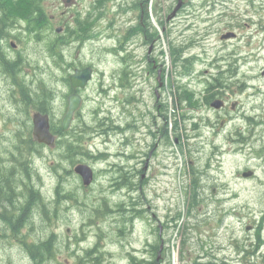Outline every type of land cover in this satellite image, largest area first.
Segmentation results:
<instances>
[{"label": "rangeland", "instance_id": "1", "mask_svg": "<svg viewBox=\"0 0 264 264\" xmlns=\"http://www.w3.org/2000/svg\"><path fill=\"white\" fill-rule=\"evenodd\" d=\"M164 1L169 3L171 0ZM117 2L119 0H38V4H41L49 15L54 14L59 17L62 12L58 19L51 22L49 28L55 33V29L59 24H62L63 19L65 31L55 33L57 35L55 43L51 41L49 32L41 35L40 32L33 30L22 33V38L15 41V50L20 55V59L15 74L12 72L15 66H9L11 81L13 82L15 79V81L22 82L24 80L25 87H28V106H31L35 101H41L42 95H45L44 102L54 107L55 113L60 119L62 114L61 106H59L62 98L60 94L65 89L62 86V80L68 74L65 69H68L70 64V74H72L74 68L86 66L92 68V77L81 92L82 102L79 112L75 113L70 124L73 134L74 130L85 127L86 134L79 142H81L80 149H84L86 155L81 157L79 153L78 157L72 159L73 162L67 158L68 153L64 157H60L61 145L69 140L72 141L69 136L71 134L67 133V139L65 135L60 134L56 144L52 147H42L39 148L40 152L33 151L27 154L29 156L34 153L28 160L31 166H25L27 175L29 176L31 169L38 172L39 192L46 202L53 200L55 196L58 179L53 166L56 167L58 163L66 167L67 170L71 169L72 172L75 164L86 163L92 167L94 179L89 186L83 188L80 178L74 172L68 175L64 181V189L62 185L63 191L73 189L78 182L79 186L77 187L81 189V194L79 193L80 196L75 194V197L68 201L70 211L54 215L52 219L47 220V225L40 221L38 214L33 217L28 213L31 208V205L28 204H26L25 210V213L28 214L23 213L19 217L7 221L8 218L4 217V213L6 212L10 217L13 215L11 212L18 207H9L4 211L0 203V237L3 236L0 238V264L21 263L20 260L23 259L24 253H19L21 249L19 245H23L20 242L23 240V234L28 241L52 237L54 242L52 250L56 253L60 264H78L79 262H73L70 249L76 245L74 238L82 236V230L86 234L89 233L87 226L81 229L80 222L85 217L83 212L90 210L88 208L91 207L92 209L101 207V211L107 212L110 207L113 208L119 203H124L123 200L126 198L123 199L122 195H124L125 189L115 191L112 185L114 184L112 180L113 166H110V163L124 162L128 166L126 154L133 151H142L141 154H143L148 140L146 136L148 123L153 120L159 123V118L155 117L158 115L154 109L157 95L153 87L157 85V67L153 68V59L161 64L160 80L163 86L160 88V93L167 107L166 131L168 130L169 138L167 139L166 136L165 148L164 145L158 148L160 154L157 152V158H162L161 166H155L161 167L156 171L158 182L145 186L147 202L144 209L147 210L145 212L147 217H150V242H158L159 220L164 223L168 218V222L172 223L166 225V228L164 226L166 249L160 253L157 249L156 258H165L162 264H196L195 260L200 258L198 255H201L202 252L204 255L208 254L207 258H216V256L220 257L222 253L225 254L226 252L218 249L225 245L226 236L231 235L237 240L247 234L253 238L252 245H248V248H251L250 252L252 254L258 252L259 257L254 262L242 263L240 261L234 264H264V165L261 162L250 160L244 163L238 160V158H242L240 155L226 156V162L224 161L223 164L226 168V178H231L235 170L245 164L255 166L257 178L248 179L240 185L227 188V194L230 196L229 203L226 204L230 211L229 216L223 218V210H218L222 203L215 201L209 205L208 215L205 213L199 218L198 225L192 226L190 222L193 219H188L193 214H198V208L203 205L187 202L186 196L190 191L192 192L193 188H188L185 184L181 185L179 181L177 182L179 170L182 169L183 172L188 163L184 154L178 149L174 138L180 125L186 129L193 126L191 122L180 123L178 113L173 115L172 112L176 109L179 96L183 94L181 83L194 82V77L197 76L194 74L189 78L180 77L178 73L184 71L182 64L192 65L190 60L182 61V55L179 56L181 50L178 48L181 40L191 38V31H185L182 34L180 30L182 27L177 26L176 23L160 21L156 14V8H158L156 5L159 0L146 1L144 25L138 23V12L135 10L134 24L137 27L129 29L127 22L131 18L130 13L126 6H121ZM226 3L229 4L226 8V32L232 30L237 33L236 39L226 40V55L229 56L233 49L243 55V57L239 56L235 62L233 55L227 59L231 64L237 65L239 70L237 77L242 78L243 74L259 77L250 82L261 85L262 88L260 96L255 98L246 96V93H252V90L243 93L237 92L239 93L236 94L237 99H242L243 102H246V106L251 108L252 105L264 102V94H262L264 93V76H259V73L264 70V0H226ZM17 12L21 11L13 10V22L19 21L20 24H24L21 18L25 12ZM143 27L145 28L143 32H146L149 38L146 43H144ZM216 27L222 28V25H216ZM135 30L141 33L133 36ZM153 38H156V42L150 53V61H147L146 54ZM214 40L216 43L222 44V42H218L217 34ZM118 48H121V51H117ZM192 52V50L188 51L186 56L191 55ZM209 52L208 61L212 60L214 56L222 54L213 49H209ZM12 55L14 54L12 53ZM194 66L204 68L209 65L200 64L198 61ZM146 69H149V73L146 72ZM122 70L126 71L125 75H120ZM129 71L130 73H128ZM19 85L18 96L20 99L23 89L20 83ZM191 85L194 86V83ZM2 87L3 85L0 83V89ZM57 88L62 90L56 94ZM2 93L0 90V102L3 101ZM47 97L52 98L53 101H49ZM121 97L128 100L125 101L126 108L120 104ZM21 105L23 103H19V106L22 108V119H24V114L30 115L32 110L28 106H24L26 107L24 108ZM259 106L264 108V105ZM3 111L4 116L0 114V156L6 153L10 157L7 150H13L15 139L11 133H15L14 126L17 122L5 117L7 114L5 108ZM262 116L264 120V114ZM100 121L106 122L108 126L112 125V122L121 126L128 122L130 130L128 135L131 136V143L122 146L121 142H125V140H122L119 133H111V130L107 133L97 131L101 135L95 133L96 129L100 127ZM217 127L219 124L214 129L217 130ZM233 128V124L230 123L226 130ZM19 129L25 133L26 129L22 122ZM201 129L205 134H209L211 131L208 126ZM164 150L165 154L162 152ZM119 151L124 153L119 155L122 159L117 158L116 154ZM100 154L102 155L100 156ZM5 166L0 164V176L8 174ZM11 169L13 174L10 177L17 185L23 176L21 174L22 166L18 169ZM259 180L263 182L261 183ZM32 184L35 185L34 182ZM235 195L238 197L233 199L232 197ZM101 199L105 201V204L101 202ZM177 213H179L178 219H176ZM32 221L38 223L34 233L29 229L30 225L34 227ZM92 221H99L98 228L92 230L99 234V238L96 237L95 241L98 238L100 246L110 250L108 253L104 250V259L107 258L104 264H113L114 261H117V264H127L126 260L119 259L126 255L123 247L133 245L139 248L147 236L146 226L144 227V223L137 221L136 226L129 234L130 237L127 238L128 241H123L125 235L122 236L120 233V239L124 243V246L120 247L114 218H94ZM69 237L71 239L68 241ZM203 241L210 243L208 248H203V245L199 248L198 244ZM129 242H131L130 245ZM234 242L236 241H231L230 244L231 253H234ZM65 259H68V262H65ZM49 264L54 263L50 262Z\"/></svg>", "mask_w": 264, "mask_h": 264}, {"label": "flooded vegetation", "instance_id": "2", "mask_svg": "<svg viewBox=\"0 0 264 264\" xmlns=\"http://www.w3.org/2000/svg\"><path fill=\"white\" fill-rule=\"evenodd\" d=\"M146 1L147 0H119V2H117L121 6H126L127 11L130 13L131 18L127 22L129 29L137 27L134 24L136 16L134 14L135 10L138 12V23L144 25L146 18L145 8L147 6ZM161 1L162 0H159V3L156 5L158 6V8H156V14L159 16V20L176 23L177 26L182 27L180 29L182 34L185 31H191V38L181 40L178 48L181 50L179 55H182V58H190L192 65L187 67L188 71H181L178 73L180 77L184 76L189 78L194 74L197 76L194 77V82L190 81L184 84L181 83L183 85V91L188 92L187 95L190 96L191 99H181V101H177L175 106L176 109L173 110L172 113L173 115L178 113L179 119L177 117L176 118L180 121V123L183 121L191 122L193 126V129L191 127L190 129H186L180 125L178 131L175 133L174 139L178 144V149L184 154L188 163L183 172L182 169L179 170V179L177 182L179 181L181 185L185 184L188 188H193L192 192L190 191L188 193L189 195L186 196L187 202L191 204L200 203L203 205L198 208V214H193V216L188 217V219H193L190 224L195 226L198 225V221L201 216L205 213L208 215L210 212L209 205L211 203H215V201L222 203L218 207V210H223V218L229 216L230 211L229 208L226 207V204L229 203L230 196L227 194V188L230 186L240 185L248 179L257 178L255 166H250L248 164L238 167L231 175V178H226V168L223 166L224 161L226 162V156L240 155L242 158H238L239 161L246 163L250 160H256L264 165V120L262 116L264 114V108L259 106L264 105V102L252 105L251 108H248V106H246V102H243L242 99L238 100L236 95L243 93L244 91L252 90L253 92L248 94L246 93V96L254 98L259 97L262 88L260 87L261 85H256L250 82L251 80H254V78L258 79L259 77L252 76L250 74H243L242 78L237 77V73L239 71L237 65L231 64V62L227 59V57H231V55H233L235 62L239 56L243 57V55H241L240 52H237L236 49H233V51L229 53V56L226 55V40L237 38V33L232 30L228 32H233L234 36L226 38V8L229 6V4L226 3V0H171L169 3H166L164 0L162 2ZM39 6L41 7L42 14L39 13L40 15H38L39 17H42L41 20L43 22L40 28L29 29L32 25L36 24V18L34 17L37 16V11L34 10V12H32L33 8H31L30 11L29 7L24 13V16L21 18L24 24H20L19 21H12L10 27L6 28L4 31L5 35L0 38V83L3 85L2 89H0L3 92L1 95L3 101L0 102V114L4 116L3 109L5 108L7 113L5 117L17 122L14 126L15 133H11L12 137L15 139L12 146L13 150H7L10 153V157L7 156L6 153L0 156V164L12 166L17 169L20 166H31V163L28 160L31 159V156L34 153L29 155L30 157L27 156V154H30L33 151L37 153L39 148L42 147H52L56 144L57 137L60 136L61 133H55L51 129L53 123L60 122L61 124V119L55 113L56 110L54 107L51 104L44 102L46 99V97H44L45 95H42L43 99L41 101H35V104L32 103L31 106H28L27 101H24L22 96L19 99V80L15 81L14 79L12 82L9 71V66L11 65L15 66L12 71L14 74L17 70L20 55L17 54V51L15 50V41L22 38V33L28 30L40 32L41 35L45 32H49L51 41L55 43V40L57 39L56 34L61 31H65V21L63 19L62 24H59L55 29V33L57 32L56 34L54 33V30L49 28L51 22L54 21V19H58L62 12L59 17H56L54 14L49 15L46 13L41 4H39ZM216 25H222V28H218ZM144 29L145 28L143 27L142 32ZM133 32V36L141 33L138 30ZM216 34L218 42H222V44H218L214 40ZM143 36L145 40L144 43H146L149 39L148 34L143 32ZM155 42L156 38H153L150 46L148 47V53L146 54L147 61H150V53L152 48H154ZM209 49H213L217 51V53L221 52L222 54H220V56H214L212 60L208 61L207 58L210 54ZM190 50L193 52L191 55L186 56ZM12 53L14 55H12ZM198 61L200 64H208L209 66L196 68L194 64ZM152 62L153 68L157 67V85L153 88L157 95L154 109L158 116L155 117L159 118V123H157L156 120L148 123L146 136L148 140L150 139V141L147 140V146L143 154H141L142 151H133L128 155L126 154V160L129 161V163L127 161L128 166H126L124 162L114 161L110 163V166H113V175L115 171L117 172L118 170L121 172L126 171V176H129L128 179H130V181L132 180L134 185L130 186V189L128 188L124 191V195H122V197L123 199H126L123 200L124 205L121 206L122 208L118 209L119 206H115L114 210L107 213L98 210V207H94L93 209L91 207L88 208L90 210L83 212L85 217L80 222L82 224L81 229L87 226L89 233L86 234V232L82 230V236H78L76 238L72 237L74 238L76 245L70 249L73 262H79L78 264H104V262H106L107 258L105 257L104 259L103 256L104 250L107 253L110 252V250L100 246L98 242L99 234L97 232H92V230L97 229L99 225V221L92 220L94 218L100 219L102 217L110 219L114 218V226L116 227L115 229L118 241L120 242V247L124 246L123 241H128L127 238L130 237L129 234H131V230L136 226L137 221L144 223V227L146 226L145 231L147 236L141 246L139 248H136L133 245L128 247L124 246L123 248L126 255L119 258L120 260H126L127 264H150L152 261L154 264H162V262L165 261V258H155L152 260V250L153 248L158 249V252L160 253L166 249L164 229L166 228V225H171L172 223L168 222V218H166L164 223L159 220L157 230L158 242H150V217H147V214H145L147 210L144 209L146 208L144 206L147 202L145 186H150L158 182V175L156 174V171L158 169L160 170L161 167L157 168L155 166H161L162 158L159 156V158H157V152H159L160 149L158 148L161 145H164L165 148L166 144L167 107L161 98L162 94L160 93V88L163 86V83L159 84L161 81V64L156 62L155 59H153ZM65 72L68 73L62 80V86L65 87V89L62 90L59 88L58 90L57 88L56 91L57 94L58 91L60 92V90H62L60 94L62 98L59 103V106H61L62 109L61 118L68 106L69 95L74 92L78 93L82 100L81 92L82 89L85 88H72L70 86V64L68 65V69H65ZM123 72L121 71L120 75H125ZM146 72L149 73V69H146ZM128 73H130V71ZM158 76H160V78ZM259 76H264V70L259 73ZM193 83L194 86L191 85ZM157 90H159V92H157ZM36 97L38 98V96ZM48 100L53 101L52 98L49 97ZM125 101L128 100L124 97L120 98V104L126 108L127 104ZM215 101L218 102L217 106H214L213 104ZM19 103H23L21 106H28L29 109L31 108L32 110L30 115L24 114V119H22V108H20ZM179 110L181 111L179 112ZM37 111L45 113L49 117L50 131L54 135V142L52 146L38 142L32 133V114ZM76 112H79V109ZM75 113L73 115V119ZM169 116L171 117V114H169ZM21 122L22 125L24 122V128L28 129L25 133L19 129V127L21 128ZM103 123L106 122L103 121ZM230 123L233 124L234 128L226 130V127H228ZM217 124H219V127L215 130L214 127ZM128 126V122L124 125L122 124V126L118 123L112 122V125L109 127H104L102 124V129L96 130L95 133H98L99 135H101V133L97 131L107 133V128H109L111 133H119L122 136V140H125V142H121V145L127 146L131 143V136L128 135V131H130ZM204 126H208L211 130L209 134H205L203 129H201ZM62 131H64L62 133L65 135L66 139L68 138V134H71L69 135L70 138L73 135L71 125L67 130ZM11 135L8 134L9 137H11ZM30 136L32 141H29ZM66 143L67 142H65V144L63 143L61 146L63 147V150L67 149L68 151L70 146ZM162 152L165 154V150ZM121 154L123 155L124 153L119 151L116 154L118 159H122L119 157ZM67 158L69 159V155H67ZM115 175L118 177L117 173ZM76 176L79 177L77 174ZM259 182L262 183L263 181L259 180ZM115 185L121 186V188H117ZM135 186H137V189L134 191ZM85 187L86 186L83 185V188ZM113 187L115 188V191L125 188L122 187L121 180L118 178L114 181ZM135 192L144 193L141 200H136V198L133 197ZM237 197L238 196L235 195L232 198L236 199ZM129 198L131 199L129 200ZM68 201H70V199H68ZM68 201L67 203L64 202V207L68 208L66 212H68V210L70 211ZM1 207L4 209V205ZM9 207L15 208L12 204H10ZM152 215L154 216V214ZM120 233H122V236L125 235L123 241L120 239ZM96 237H98L97 241H95ZM70 239L71 237L68 238V241ZM252 239V236L247 234L240 239L237 238V240L231 235L226 236L225 245L221 247L223 249H218L226 252L225 254L222 253L220 257L216 256V258H207L208 254L204 255L202 252L201 255H198L200 258L196 259L195 263L204 264L209 262L211 264H234L240 261L242 263L254 262V260L259 257V253L255 252L256 254H252L250 252L251 248L248 247L252 245ZM231 241H236L233 244L235 247L234 253H231L230 250ZM130 244L131 242H129V245ZM209 244L210 243L203 241L199 243L198 246L201 248L200 246L203 245V248H208ZM22 250L24 251V257L20 260V264H33L34 262L32 261L29 251L26 249ZM51 254H49L51 256L48 257L45 264H49L50 262L60 264L58 257H56V253L52 251ZM65 262H68V259H65ZM116 262L117 261H114L113 264H117Z\"/></svg>", "mask_w": 264, "mask_h": 264}, {"label": "trees", "instance_id": "3", "mask_svg": "<svg viewBox=\"0 0 264 264\" xmlns=\"http://www.w3.org/2000/svg\"><path fill=\"white\" fill-rule=\"evenodd\" d=\"M16 5H18V6L16 7ZM29 7H30V11H31V8H33L32 12H34V10L37 11V16L34 17V18H36V22H35L36 24L32 25L29 29H35V28L38 29L41 27V25L43 23L41 20L42 17H39V15L42 14L41 13L42 10L38 4V0H0V38L5 35V33H4L5 29L10 27V24L14 20L13 10L26 12V10ZM21 12H17V13H21ZM117 51H121V48H118ZM187 60H190V62H191L190 58H183L182 61L184 62ZM182 66L184 67V71H188L187 67H190V66H188V64H182ZM122 72H123V70H122ZM123 74H126V71H124ZM18 83H20L22 85L21 86V88L23 89L22 97L24 98V101H27V99L29 98L28 87H25L24 80H22V82L18 81ZM187 94H188V92L183 91V94L181 95V97L179 96L180 97L179 100L180 101H181V99L190 100L191 97L188 96ZM33 104H35V103H33ZM102 124L105 127H109L107 125V123H102V121H100V123H99L100 127L97 126L99 128L96 130L102 129ZM24 126H25V123L23 122V127ZM51 129L53 132H55V133L61 132L60 134L63 135L62 132H64V131H62L61 124L59 122L53 123L51 126ZM26 130L28 131V129H26ZM107 130L110 131L109 128H107ZM85 131H86L85 127H80L79 130L77 129L74 131V134L71 137L72 141L69 140V142L66 143L70 146V149L68 151H67V149L63 150V147H62L60 150V152H61L60 157H64L65 154L68 153L67 155H69V160L71 162H73L72 159L78 157L79 153L81 154V157H84V155H86L85 150L82 148L80 149L81 142H79L80 139L82 138V136H84L86 134ZM166 136L168 139L169 138L168 130L166 131ZM29 141H32L31 136H30ZM64 144H65V142H64ZM37 152H40V151L38 150ZM101 155L102 154H100V156ZM24 157H25V154H24ZM5 168L7 169L8 174L0 176V203L2 205H4V209H3L4 211H6V208H8L10 204H12L15 207H18L16 210L11 212L13 215H11L10 217L7 216L8 214H6V212L4 213V217L8 218L7 221L11 218L19 217L21 214L25 213L26 204H28V205H31L30 211L28 213L32 214L33 217L38 214L40 221L47 225V220L52 219L54 215H56V214L58 215V213L64 214L66 212V210L68 208H64V202L67 203L68 199L71 200L72 198H74L75 194H76V196H80L79 193L81 194V191H80L81 189H79L77 187V186H79L78 182H77V184L74 185L73 189L63 191L64 181L66 180V177L70 174H73V172L71 170H67L66 167L62 166L59 163L57 164L56 167L53 166V170L56 171L58 184H57V187L55 189L54 199L49 201V202H46L44 200V198L42 197L41 192H39L40 188H39L38 183H37V181L39 180V174L36 170L31 169V172L28 176L27 171L25 169V166H23L22 167L23 172H21V174L23 175L21 177V181H20L21 184L18 182V184L15 185L12 181V178L10 177L13 174L12 169H11L13 167L10 166V168H9V166L6 165ZM116 173H117L118 177H116V175H115ZM114 175H113V179H112L113 182L117 178L120 179L122 187H125L122 189H125V191L128 188L130 189V186L134 185L132 183V181H130V179L129 180L127 179L128 177L126 176V171L121 172L120 170H118L117 172L115 171ZM33 182L35 185L32 184ZM135 184H137V183H135ZM62 185H63V189H62ZM112 185H114V184H112ZM115 187L121 188V186H118V185H115ZM136 189H137V186L134 187V191ZM142 189H144V188H142ZM143 194H144L143 192H141V193L135 192L133 197L136 198V200L137 199L141 200ZM130 199L131 198H129V200ZM101 202L103 204H105V201H102V199H101ZM134 203H135V200H134ZM62 205H63V207H62ZM123 205H124L123 203H119V205H117V206H119L118 209L122 208L121 206H123ZM142 206H143V204H142ZM114 208H115V206L113 208L110 207L107 210V213L114 210ZM98 210H102L101 207L98 208ZM103 211H105V210H103ZM138 212H140V211H138ZM28 213H25V214H28ZM30 216H29V219H30ZM178 216H179V213H177L176 219H178ZM32 222L34 224V227L30 225L29 229L34 233L38 223H35V221H32ZM44 229H45V227H44ZM0 238H3V236L1 235ZM22 239L23 240L22 241L20 240V242L23 245L20 244L19 247L21 248V250L26 249L27 251H29V254L32 257V261L34 262L33 264H45V262L48 260V257H50L52 255L51 254L53 251L52 245L54 244L52 237L37 238V239H33L31 241H28L27 238L25 237V234H23ZM156 251H157V249L153 248V250H152L153 256H151L152 260H154L156 258ZM19 252H21L20 254L24 253L23 250L22 251L19 250ZM49 254H51V255H49ZM150 264H154L153 261ZM204 264H211V263L206 262Z\"/></svg>", "mask_w": 264, "mask_h": 264}, {"label": "water", "instance_id": "4", "mask_svg": "<svg viewBox=\"0 0 264 264\" xmlns=\"http://www.w3.org/2000/svg\"><path fill=\"white\" fill-rule=\"evenodd\" d=\"M234 36L233 32H227L226 38ZM92 77V68L86 66L84 68H75L70 75V86L72 88H84ZM160 78V76H158ZM162 82L160 81L159 84ZM81 96L78 93H72L68 97V106L61 118V129L67 130L71 124L74 113L81 105ZM217 101L213 104L217 106ZM32 133L38 142L52 146L54 135L50 131L49 117L45 113L39 111L32 114ZM73 171L80 176L82 184L89 186L94 179V171L92 167L86 163H77L73 167ZM247 175V174H246Z\"/></svg>", "mask_w": 264, "mask_h": 264}, {"label": "bare ground", "instance_id": "5", "mask_svg": "<svg viewBox=\"0 0 264 264\" xmlns=\"http://www.w3.org/2000/svg\"><path fill=\"white\" fill-rule=\"evenodd\" d=\"M129 177V176H128ZM128 179V178H127ZM129 180V179H128ZM132 181V180H131ZM126 185V184H125ZM21 250V249H20ZM22 251V250H21Z\"/></svg>", "mask_w": 264, "mask_h": 264}]
</instances>
